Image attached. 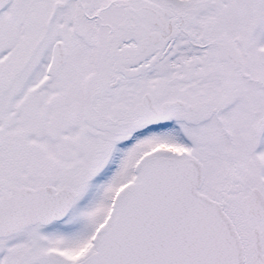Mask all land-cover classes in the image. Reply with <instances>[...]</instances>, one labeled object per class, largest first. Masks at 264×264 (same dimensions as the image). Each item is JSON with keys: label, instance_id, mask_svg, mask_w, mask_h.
I'll return each mask as SVG.
<instances>
[{"label": "snow or ice", "instance_id": "snow-or-ice-1", "mask_svg": "<svg viewBox=\"0 0 264 264\" xmlns=\"http://www.w3.org/2000/svg\"><path fill=\"white\" fill-rule=\"evenodd\" d=\"M0 264H264V0H0Z\"/></svg>", "mask_w": 264, "mask_h": 264}]
</instances>
